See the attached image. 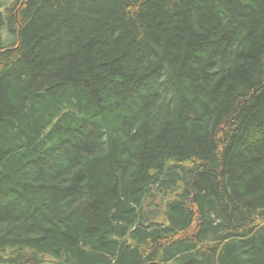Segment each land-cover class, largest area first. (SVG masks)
I'll list each match as a JSON object with an SVG mask.
<instances>
[{
    "label": "trees",
    "instance_id": "1",
    "mask_svg": "<svg viewBox=\"0 0 264 264\" xmlns=\"http://www.w3.org/2000/svg\"><path fill=\"white\" fill-rule=\"evenodd\" d=\"M0 264H264V0H0Z\"/></svg>",
    "mask_w": 264,
    "mask_h": 264
}]
</instances>
